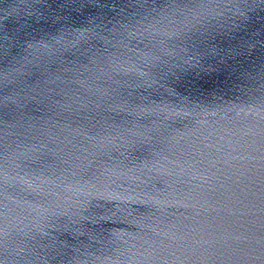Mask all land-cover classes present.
Segmentation results:
<instances>
[{
    "label": "water",
    "instance_id": "water-1",
    "mask_svg": "<svg viewBox=\"0 0 264 264\" xmlns=\"http://www.w3.org/2000/svg\"><path fill=\"white\" fill-rule=\"evenodd\" d=\"M0 264H264V0H0Z\"/></svg>",
    "mask_w": 264,
    "mask_h": 264
}]
</instances>
